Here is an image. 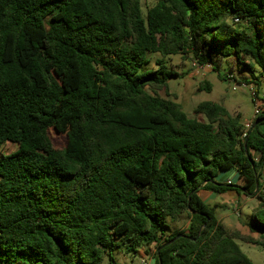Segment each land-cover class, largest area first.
Segmentation results:
<instances>
[{"label":"trees","instance_id":"1","mask_svg":"<svg viewBox=\"0 0 264 264\" xmlns=\"http://www.w3.org/2000/svg\"><path fill=\"white\" fill-rule=\"evenodd\" d=\"M179 54L211 70L235 58L251 76L233 79L264 88V0H157L145 13L142 0H0V149L17 145L0 153V264H116L113 251L149 246L156 264H253L237 241L264 248V122L241 139L239 114L204 101L188 117L158 95ZM230 168L259 199L246 223L258 239L228 232L198 196L224 192L215 179Z\"/></svg>","mask_w":264,"mask_h":264},{"label":"rangeland","instance_id":"2","mask_svg":"<svg viewBox=\"0 0 264 264\" xmlns=\"http://www.w3.org/2000/svg\"><path fill=\"white\" fill-rule=\"evenodd\" d=\"M156 1L157 0H142L143 12L145 13L146 9L153 6ZM189 57V55L179 54L164 59L166 67L176 72L178 77L170 78L166 81L167 94L165 91H158V95L179 103L188 117L197 119H201V116L195 115L193 110L199 103L204 101L217 103L222 105L232 116L240 113L241 122L244 125L251 117L254 107L249 89L241 88L233 84V82H227L222 79V77L228 74L236 79H241L244 76L250 77L251 72L242 67L235 58H228L224 59L222 62L220 61L215 70H208L191 75ZM158 58V55L152 56L150 64L143 70L156 69L155 61ZM257 73L258 69L256 68L253 74L256 75ZM205 82L210 84V91L199 89L200 85ZM48 137L54 148L62 149L65 147L67 138L64 134H59L54 130H50L48 132ZM16 150V144L7 142L0 149V153L9 155ZM258 204V200L244 203L240 211V216H236L232 208H221L219 213H224L225 217L219 222L230 233L239 232L243 236L258 239L259 236L250 233L246 226V223L249 222L252 210L256 208ZM187 222L188 220L185 216L177 221L170 220V231L181 230L187 227ZM237 244L253 264H264V248L241 241H237ZM112 255L116 264H145L146 262L144 260L145 256L142 257L139 254H124L120 250L113 251ZM103 264H109L107 258L104 260Z\"/></svg>","mask_w":264,"mask_h":264},{"label":"crops","instance_id":"3","mask_svg":"<svg viewBox=\"0 0 264 264\" xmlns=\"http://www.w3.org/2000/svg\"><path fill=\"white\" fill-rule=\"evenodd\" d=\"M237 114L240 115V113ZM251 117L247 120V122L251 120ZM259 130L262 134H264V124H261L259 126ZM253 158L255 161H257L258 154L254 153ZM260 172L262 173V170ZM215 181L225 186L226 190L222 193H217L209 190H200L198 192V196L206 205H208L210 208L214 210V215L218 221H220L225 217L224 213H219L221 208H227V209L233 208L232 206L234 205V206H238L241 211V208L242 206H244V203L254 200H258L259 202V199L256 195L253 196V194H248L246 191L237 188L236 185L241 184V179L239 173L234 168H230L219 172ZM228 181H230L232 184L228 185L227 184ZM154 251L155 250L153 246L142 248L140 250L139 255L142 257L145 256L144 257V260L146 261L145 264H156Z\"/></svg>","mask_w":264,"mask_h":264},{"label":"built area","instance_id":"4","mask_svg":"<svg viewBox=\"0 0 264 264\" xmlns=\"http://www.w3.org/2000/svg\"><path fill=\"white\" fill-rule=\"evenodd\" d=\"M238 19H234V23H237ZM190 58V73L191 75L198 74L200 72L208 71L211 70V65L210 64H201L199 63L196 59L189 57ZM227 82H233V84L238 85L241 88H247L249 89V93L252 97L254 107H253V112H252V117L251 120L247 123L244 124V128L241 134V139L245 138L247 135L248 130L251 128L252 124L256 122L257 118L264 113V88H261L257 90L255 84H242L238 83L233 79V76L228 75L226 77ZM228 185H231L232 183L230 181L227 182ZM260 187L261 189H264V169H262V173L260 176ZM233 208V213L236 216H240V209L237 206H232Z\"/></svg>","mask_w":264,"mask_h":264},{"label":"water","instance_id":"5","mask_svg":"<svg viewBox=\"0 0 264 264\" xmlns=\"http://www.w3.org/2000/svg\"><path fill=\"white\" fill-rule=\"evenodd\" d=\"M258 122H264V118L260 119L259 121H256V122L254 123V126H255ZM255 181H256V185H257V179H256ZM182 236H183V235H177V236H176L175 238H173L171 241H169L168 243L162 245V246L156 251V255L158 256L159 251H160V249H161L162 247H164L165 245H168V244L172 243L173 241H175V240L178 239V238H181ZM158 262H159V264H161L160 260H159Z\"/></svg>","mask_w":264,"mask_h":264}]
</instances>
